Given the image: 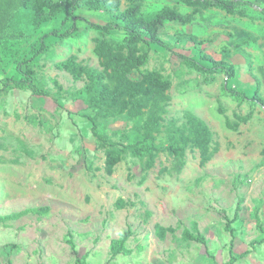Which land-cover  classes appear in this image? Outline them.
Wrapping results in <instances>:
<instances>
[{
	"label": "rangeland",
	"instance_id": "rangeland-1",
	"mask_svg": "<svg viewBox=\"0 0 264 264\" xmlns=\"http://www.w3.org/2000/svg\"><path fill=\"white\" fill-rule=\"evenodd\" d=\"M232 1L240 14L208 8L185 26H161L159 36L171 52L140 46L141 52L149 54L148 63L130 75L138 80L141 73L155 70L170 81L161 103L165 113L156 144L167 145L190 112L213 134L210 149L216 151L207 161L188 146L182 159L158 153L151 168L127 153L108 170L105 149L92 137L85 117L92 115L83 92L85 79L76 82L55 68L57 62L75 55L82 65L99 69L93 48L100 35L78 21L75 37L46 39L48 50L36 60L35 80L50 97H33L19 90L0 94V215L33 207L49 209L40 216L25 215L0 225V264H76L84 255L86 264H224L230 253L238 256L244 251L250 253L235 264H264V111L222 95L223 74L206 80L185 68L175 55L198 59L195 46L188 42L191 36L215 60L235 66V78L226 82L229 87L251 96L259 83L264 96V0ZM120 2L123 10L128 2ZM19 4V0H0V87L4 79L18 77L11 50H25L39 36L66 28L60 17L37 31L28 25L24 28L26 24L18 20L13 30L24 28L26 36L3 40L1 27L9 25ZM163 8L191 13L178 0H143L140 13L145 16ZM76 14L92 23L109 20L101 12L79 10ZM247 36L257 38L243 47L251 72L247 60L232 50L233 42ZM106 37L117 42L123 34L114 31ZM249 111L252 118L247 123L234 130L226 127L227 120L234 124L236 115ZM98 124L112 142H119L120 133L130 132L133 126L123 117L98 120ZM238 200L242 204L231 225V244L223 216L233 219ZM193 222L204 234L206 246L181 240L183 229ZM157 224L174 231L159 239ZM128 228L132 236L126 246L133 253L110 260V241ZM67 240L73 242L74 250Z\"/></svg>",
	"mask_w": 264,
	"mask_h": 264
},
{
	"label": "trees",
	"instance_id": "trees-1",
	"mask_svg": "<svg viewBox=\"0 0 264 264\" xmlns=\"http://www.w3.org/2000/svg\"><path fill=\"white\" fill-rule=\"evenodd\" d=\"M143 0H127L128 5L120 9V0H19L20 4L13 11L9 25L1 27L4 34L3 40H19L26 36L24 28L28 25L32 30H39L48 22L61 18V25L66 26L63 32L52 31L38 37L25 50H11L10 61L14 65L17 78H6L1 82L0 94L10 90L27 91L33 97L49 98V92L40 87L35 80L36 61L39 56L48 50L46 39L55 37L59 40L75 37L78 32L77 22L84 21L87 29L99 33L96 39L93 53L98 59L99 69L89 68L78 62L75 55H70L65 60L55 64L59 71L67 72L74 81L85 79L83 92L86 94V107L92 111V115L85 116L90 123V132L97 144L105 149V166L111 170L121 162L125 154L142 161H146L147 168H151L158 153L166 152L170 156L182 159L185 149L188 146L199 151L203 161L209 160L216 149H210L212 132L208 126L198 117L190 112L185 113V123L181 128H176L175 133L169 136V142L165 146L156 144V135L160 133L162 118L165 113L161 103L165 100V93L170 88V81L160 72L152 70L140 74L138 80H132L130 75L133 71L140 72L149 60L148 52H141L140 46L150 49L157 46L171 52L170 47L159 36V28L167 23H178L183 26L190 23L193 16L201 10L214 8L224 11L228 15L240 14L236 3L232 0H178L179 3L189 7L191 13L183 15L173 8H163L160 11L149 15H141V3ZM79 10L87 12H101L108 16L104 24L92 23L83 20L76 13ZM23 21L24 28L13 30L16 21ZM122 32L123 38L117 42L109 40L106 36L111 32ZM257 38L247 36L233 42L232 50L247 60L249 71H252V63L249 55L243 50L244 46L255 43ZM188 42L193 43L198 59L175 54L182 60V65L190 71H194L208 78L223 74L226 78L222 86V95H228L237 103L249 102L252 105L260 106L264 111V97L259 93L260 85L256 84L255 90L249 96L245 91L235 87H229L227 81L235 78V66L225 60H215L202 48V43L197 42L193 37L188 36ZM249 60V61H248ZM1 61V60H0ZM218 113L224 111L221 106ZM123 117L133 122L130 132H121L120 141L112 142L100 130L98 120L107 121L111 118ZM234 124L226 121V127L236 129L240 124L247 123L252 118V112L245 115H236ZM242 201L238 200L232 220L224 217V229L234 239V230L231 225L238 219V213ZM48 207H33L14 212L7 215H0V225L14 222L25 215L40 216L48 211ZM172 228H165L155 225V233L159 239H164ZM132 236L131 230L126 229L120 238L113 239L109 245V259L116 256H130L132 249L126 246V242ZM183 242H193L206 246L207 240L198 229L196 222L189 228H184L181 234ZM72 250L75 245L71 240L66 241ZM143 248H137L142 251ZM250 252L244 251L238 256L230 253L229 259L224 264H235L246 257ZM76 259V264H86L84 259Z\"/></svg>",
	"mask_w": 264,
	"mask_h": 264
},
{
	"label": "bare ground",
	"instance_id": "bare-ground-1",
	"mask_svg": "<svg viewBox=\"0 0 264 264\" xmlns=\"http://www.w3.org/2000/svg\"><path fill=\"white\" fill-rule=\"evenodd\" d=\"M194 96V95H193Z\"/></svg>",
	"mask_w": 264,
	"mask_h": 264
},
{
	"label": "crops",
	"instance_id": "crops-1",
	"mask_svg": "<svg viewBox=\"0 0 264 264\" xmlns=\"http://www.w3.org/2000/svg\"><path fill=\"white\" fill-rule=\"evenodd\" d=\"M264 97V96H263Z\"/></svg>",
	"mask_w": 264,
	"mask_h": 264
}]
</instances>
